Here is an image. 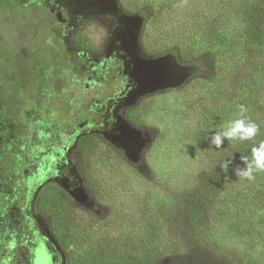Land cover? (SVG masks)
Instances as JSON below:
<instances>
[{
    "label": "rangeland",
    "instance_id": "374dc122",
    "mask_svg": "<svg viewBox=\"0 0 264 264\" xmlns=\"http://www.w3.org/2000/svg\"><path fill=\"white\" fill-rule=\"evenodd\" d=\"M242 1L233 0L230 6L233 11L227 13L229 17L222 18L220 10H212L220 7L218 0H2L5 6H22L30 15L28 22H35L30 34V44L36 43L29 57H32L31 67L22 64L20 70L32 74V83L25 84V96L22 97L24 107L21 116L26 118L27 138L30 140L39 123L43 125L47 119L53 126L56 122V127H62L60 129L73 128L86 119L99 122L105 137L122 148L129 166L142 175H154L156 187L169 196L168 187L180 173L189 177L190 168L194 173L202 170L200 164L205 157V146L196 144L194 135L208 115L207 108L212 106V84L237 86L252 84L257 78L260 80L259 74L253 76L245 70L226 73L221 69L226 59L222 53L213 71L217 76L211 84L212 65L207 63L208 53H202L205 57L196 56L207 45L205 24L211 25L212 16L228 22L230 27L239 31L238 34L244 30V14L240 9ZM48 11H54L58 16L52 20L40 13ZM96 27L106 37L100 50L81 49L74 38L76 32L88 33ZM4 32L16 33L15 24L12 23L11 28L6 27ZM166 47L177 51L179 57L166 51ZM183 53L194 54L193 60L199 62L200 67L182 58L180 54ZM41 58L49 60V67L38 65ZM214 99L215 103H221L220 99ZM129 106L137 107L139 112L146 111V126L127 117ZM45 118L42 123L40 120ZM7 130V136L12 140L26 138V134H22L14 124H9ZM206 134L210 138L212 126ZM2 138L0 136L1 142ZM11 143L10 140L5 141V145ZM59 146L64 147L63 142L56 145ZM20 147L10 146L11 154L27 156L32 153L29 146L24 150ZM29 161L33 164L26 166V175L38 172V166L30 155ZM94 168L108 202L104 205L91 194L79 193L76 203L85 214L81 219L83 225L87 224L91 214L98 220H107L110 207L126 208L127 199H132L133 192L141 187L132 170L118 161L108 165L100 162ZM11 172L10 169L6 172V167L0 164V187L9 194L13 190L9 179ZM10 214L9 211L8 216L0 219L2 244L11 242L12 236L7 238V227L9 229L11 222L15 225L11 228L15 231L12 234L18 237L15 248L8 251L13 256L10 264H34L37 261L34 254L38 250L37 242L42 244L48 255L46 262L42 260L38 264L64 262V255L59 252V244L52 235L36 237V227L27 226L24 221L27 211L23 216L11 217ZM173 216L176 217L175 214ZM13 218L19 222L20 229ZM262 225L258 224V233L250 232V237L243 241L246 243L239 246L243 248L251 243L255 256L264 259ZM118 226L117 223L116 228ZM172 260L166 255L162 263L172 264ZM238 262L241 264L242 260Z\"/></svg>",
    "mask_w": 264,
    "mask_h": 264
},
{
    "label": "trees",
    "instance_id": "16d2710c",
    "mask_svg": "<svg viewBox=\"0 0 264 264\" xmlns=\"http://www.w3.org/2000/svg\"><path fill=\"white\" fill-rule=\"evenodd\" d=\"M218 4L220 7L212 10H220L222 18L229 17L227 13L233 11L230 8L233 0H218ZM240 9L244 14V30L238 34L228 22L212 16L211 25L205 24L207 45L196 56L208 53L207 63L212 65L211 84L217 76L213 71L222 53L226 59L221 69L226 73L245 70L253 76L259 74L260 80L254 77L257 79L252 84L237 86L212 84V106L207 108L208 115L194 135L195 143L205 146L201 171L194 173L190 168L189 177L181 171L168 187L170 195L166 196L163 189L156 187L154 175H142L130 167L123 150L111 140L102 135H90L82 141L80 154L89 192L102 204L108 202L94 167L100 162L108 165L118 161L132 170L141 185L133 192L132 199L126 198V208L110 207L107 220H98L91 214L83 225L81 219L85 214L70 195L55 188L42 190L40 210L48 218L58 242L68 251V264H163L166 255L172 257V264H239V260L241 264H264L263 258L255 256L251 243L243 248L239 246L246 243L243 241L250 237V232L258 233V224L261 226L264 220V173L258 174L254 181H247L238 178L233 171L236 164L242 163L241 155H250L253 142L225 140L217 149L209 145L206 134L211 126L213 133L235 118L238 106L243 104L248 109L246 115L261 125V134L256 139H264V0H243ZM40 13L52 20L58 16L54 11ZM29 19L28 11L22 6H5L0 0V110L3 120L20 129L24 128L21 112L24 105L20 102L24 94L15 84L32 80V74L20 70L22 64L31 67L32 57H29L34 52L31 48L36 47L35 42L30 44L35 22H28ZM12 23L16 33L4 32ZM102 34L96 27L88 33L78 30L74 38L81 49L99 51L106 38ZM165 49L179 57L177 51ZM180 56L191 65H201L193 60L194 54ZM39 64L49 67L50 62L41 58ZM214 97L221 103H215ZM128 108V118L146 126V111L139 112L140 109L133 106ZM228 159L233 164L225 168L223 165ZM117 199L124 202L121 197Z\"/></svg>",
    "mask_w": 264,
    "mask_h": 264
},
{
    "label": "flooded vegetation",
    "instance_id": "af4514ba",
    "mask_svg": "<svg viewBox=\"0 0 264 264\" xmlns=\"http://www.w3.org/2000/svg\"><path fill=\"white\" fill-rule=\"evenodd\" d=\"M31 83L32 80L28 79V81L22 82V84L15 85L18 86L21 93L25 96V84ZM2 88L4 90V87ZM20 102L23 106L24 103L22 99ZM128 109L127 107L126 112ZM21 112L23 114V111ZM2 116L3 114L0 110V136L3 137V142L0 141V146L2 147L0 148V164L6 167V172H8L9 169L13 171L11 175H9V179L12 180L13 190L11 194H9L5 189L3 192L1 190L2 187H0V219L3 220L4 216H8L9 211L11 212V217L23 216V212L27 211L28 214L25 216L24 221L27 226L36 227L37 230L34 229L36 237H43V234H49L58 242L54 229L51 228L48 218L42 214L39 207V198L42 190L45 187L55 188L57 191L60 190L66 195H70L75 202L79 199V193L89 196L90 192L80 164V154L83 151L81 143L84 138L90 135H105L99 128V122L93 120L91 122L89 119H86L83 123L73 128L67 129L63 127V129H60L62 127H56V122L55 126H53L50 123L51 121L45 118L40 121L43 123V121L47 119V123L43 125L39 123V127L33 131L30 140L27 138V129L25 127L21 128L20 131H22V134H26V138H14L12 140L7 136V133H9L7 129L10 123L3 120ZM25 119L26 118L23 119L24 124L26 122ZM18 134L21 133L19 132ZM106 139L110 140L108 137H106ZM9 140L12 143L9 146L5 145V141ZM62 142L64 147H56L57 144H61ZM3 145H5V147H3ZM12 145L21 146L20 149L22 150L28 148V146L32 149V153L29 155L35 160L34 162L38 166V172L35 174L31 172L28 174L29 176L24 173L26 166L32 165L33 162L29 161V155L11 154L9 147ZM3 181L6 183L5 179H3ZM74 183L77 184L75 185ZM1 185H4V183H1ZM70 186L71 188H69ZM14 221L18 225V229H20L17 219H14ZM13 223L14 222L10 223L9 229L7 227L9 232V237L7 238L12 236L10 244L3 245V240L0 235V264H10L13 257L12 253L8 252L15 248V241H18V237L15 238L14 234H12L15 232L11 230V228L15 227ZM7 238L6 240H8ZM58 244L59 252L64 255V262L60 261V264H68V251L61 246L60 242H58ZM36 247L38 250L34 252V254L37 261L34 262V264H38V262H42V260L46 262L48 259L46 250L43 249L40 242H37Z\"/></svg>",
    "mask_w": 264,
    "mask_h": 264
},
{
    "label": "clouds",
    "instance_id": "9594fccd",
    "mask_svg": "<svg viewBox=\"0 0 264 264\" xmlns=\"http://www.w3.org/2000/svg\"><path fill=\"white\" fill-rule=\"evenodd\" d=\"M238 108L235 118L229 119L211 134L209 145L219 149L225 140L253 142L250 155H241L242 163L236 164L233 171L241 180L254 181L258 174L264 173V139H256L261 134V125L246 115L248 109L245 105L241 104ZM232 164L233 161L228 159L223 167L228 168Z\"/></svg>",
    "mask_w": 264,
    "mask_h": 264
}]
</instances>
